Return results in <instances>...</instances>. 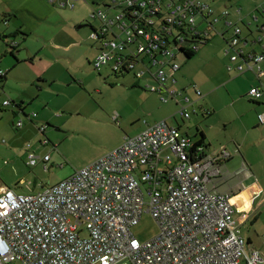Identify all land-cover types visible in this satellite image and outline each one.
<instances>
[{"label":"built area","instance_id":"built-area-1","mask_svg":"<svg viewBox=\"0 0 264 264\" xmlns=\"http://www.w3.org/2000/svg\"><path fill=\"white\" fill-rule=\"evenodd\" d=\"M106 7L117 13L113 18L102 11L93 14L102 23L90 34L99 46L93 68L152 79L144 88L161 102L174 101L182 119L195 113L190 109L203 94L195 85L194 96L177 87L176 55L182 47L196 50L207 43V26L223 21L232 31L225 50L228 72L263 74L264 54L243 50L246 38L228 10L214 15L201 0H116ZM197 16L207 24L201 31ZM256 41L262 43V37ZM5 76L0 69V78ZM248 95L258 101L264 87H252ZM9 105L0 100L1 107ZM257 120L264 124V112ZM143 123L137 135L125 136L118 147L35 194L0 186V264H264L262 254L248 248L240 234L235 216L240 207L231 193L208 186L220 160L231 157L225 148L207 156L202 145L166 120ZM15 126L21 128L22 120ZM38 128L45 135L46 126ZM27 159L33 166L49 156L29 153ZM144 212L159 232L141 243L131 228Z\"/></svg>","mask_w":264,"mask_h":264},{"label":"rangeland","instance_id":"rangeland-1","mask_svg":"<svg viewBox=\"0 0 264 264\" xmlns=\"http://www.w3.org/2000/svg\"><path fill=\"white\" fill-rule=\"evenodd\" d=\"M112 1L116 0H67L71 4L65 7L57 5L60 1L55 2V6L83 19L78 24L81 27L77 28L82 33L81 47H73L68 53L59 50L35 52V60L30 62L23 60L26 53L21 48V36L6 38L19 44L17 53L16 50L13 52L16 58L10 55L11 50L0 39V69L8 76L7 80L0 82V98L10 102L7 107L0 106V186L14 189L16 193L35 194L118 147L123 137L137 135L145 128L143 122L152 125L166 120L173 126L179 123L181 132L189 135L192 141L199 139L196 129L202 130L204 143L208 146L205 151L209 155H217L224 146L239 149L247 165L238 171L237 176L246 169L249 178L245 183L255 181L260 188L254 206L248 212L247 222L240 225V234L245 240L249 237L254 244L264 246V124L257 125V112H261L260 108L264 106L257 109L248 95L251 85L262 87L260 83L264 84V77L259 82L254 81L252 72L238 76L228 72L227 43L202 20L201 30L207 26L209 41L198 45L199 50L191 59L182 54L176 57L180 65L178 86L196 84L205 95L190 109L196 113L191 112L189 119H182L175 114L177 105L174 101L161 102L158 94L144 89L154 83L152 79L138 81L133 73L115 75L109 67L97 71L89 63L98 42L88 39V35L91 27L99 30L102 26L101 20L93 14L102 11L113 18L117 10L106 7ZM250 20L251 30L257 38L258 30ZM199 23L200 19L196 17L197 27ZM240 27L244 33L248 32L245 25ZM259 27L262 26L259 24ZM26 44L31 50L37 49L34 40ZM256 49L259 54L263 52L258 45ZM43 67H47L51 79L55 75L58 77L46 83L35 79L33 70L40 72ZM261 68L264 71V63ZM213 87L219 90L209 94ZM188 90L192 91L187 88L183 94H188ZM192 94L194 96V91ZM19 100H22L25 115H36L32 122L11 104V101L17 104ZM200 105L212 110L213 114L206 116L204 109L202 113L206 114L203 116L198 108ZM21 120L23 126L16 128V123ZM42 125L46 126L45 135L38 131ZM46 139L47 144L42 145ZM29 153L39 158L48 155L49 160L43 163L37 159L35 165L29 166ZM238 161H242L240 156ZM44 165L47 170L43 169ZM158 232L156 221L145 212L131 228V233L141 243Z\"/></svg>","mask_w":264,"mask_h":264},{"label":"crops","instance_id":"crops-1","mask_svg":"<svg viewBox=\"0 0 264 264\" xmlns=\"http://www.w3.org/2000/svg\"><path fill=\"white\" fill-rule=\"evenodd\" d=\"M56 1H60L61 3L62 2L66 3L65 6L71 4L67 2V0H56ZM201 1H203L204 3L210 6L214 15H219L223 11L229 10L228 18L234 22H237L238 25L240 26L241 24L245 25L247 28L248 32L244 33V30L241 27L242 34L244 33L243 37L246 38V44L244 45L243 50L246 52L259 53L257 52L256 49L258 45L261 51H263L262 54H264V48H263L264 0H215V1L201 0ZM54 4L57 3H49L48 0H1L0 23L3 26V30L0 31V39L6 41L5 43L9 44L10 43L9 41H14V40L6 39L7 37L14 38L13 34H16L15 37L21 36V41L23 43L21 48L23 47V51H25L26 53V57L23 56L24 58L23 60H30V62H33L35 60V56L37 52L44 51L51 53L59 50L61 52L68 53V51L73 47H81L80 40L82 33L77 31V26L78 24H81L83 22V19L81 17L76 16L75 13L74 14L68 13L67 10L60 9L59 7H62L60 4H57L59 7L55 6ZM197 17L200 19V23L197 28L199 31H201V22L204 19L201 16H197ZM250 18L256 25V30H258L257 33L258 37L259 36L262 37V43H258L256 41L258 37L255 38L256 35L253 34L251 30L252 24L250 23L251 22ZM259 24L262 27H259ZM216 26L218 27V29L216 28ZM211 31L214 34L220 35L225 41L232 35V31L225 28L223 21H219L217 24L213 25L211 27ZM88 39H91L90 34L88 35ZM30 40L35 41L37 49L31 50V47H29L26 44V42L28 43ZM16 44H17L16 48H18L19 44L18 43ZM248 46H250L249 49ZM33 47L34 46H32V48ZM196 50H197L196 52H198L199 48L197 47ZM98 52H99V46L97 44L95 46L94 52L90 57V61H89L90 64L93 63ZM15 53H17V49ZM262 63H264V61ZM47 70H48L47 67L46 68L43 67V69L40 72H36L33 70L34 78L37 80H41L44 83L50 80L54 81L58 77V75H55L53 79H51L52 77L51 75H48ZM68 70L69 69H67V73H69ZM179 72L180 70L177 72V74ZM177 74H176V78H177ZM7 77L8 76H5L4 78H0V82L7 80ZM263 77L264 74L261 75V78ZM261 78L258 79L255 77L254 81L261 82L260 81ZM31 80L33 81V79ZM260 85L263 86L264 84L262 85V83H260ZM191 86L192 84H185V85L182 84L178 86V81H177V87L181 90H186L187 88H191ZM254 86H258V85H251L250 89ZM210 90L211 91L208 92L209 94L217 92L219 88L213 87ZM188 94L191 96L193 95L191 90H188ZM204 96L205 95H203V97ZM203 97L197 100L196 103L202 100ZM262 97L258 101L251 100V102H254L253 104L258 106L257 109H259L260 106H264V98L262 99ZM11 104L15 106L20 105L22 107V100H19L17 104L11 101ZM204 105L206 106V104ZM198 108L200 110V113H202L204 109L205 111H208L209 114L203 112L206 114V116L207 115L211 116L213 114L212 110H209L208 108H204L201 105ZM260 109L262 111L257 112V115L264 112V107L263 108L261 107ZM28 116L29 115H25V117L27 118ZM29 120L30 122L33 121V119L31 118ZM174 126H177L179 129H181V125L179 123H176ZM183 133L187 135L185 132ZM204 146H206L205 143ZM224 148L230 154L231 157L228 159L220 160V162L218 163V172L217 174L211 175L210 180L208 182V186L209 187L213 186L215 189L221 192L231 193L234 202L240 207L239 213H237L235 216L239 223L245 224L248 219V217L245 216L246 214L248 215V212L250 211L252 206H254L253 203L258 197V191L260 190V188L258 187V184L255 181H252L250 183H245L246 179L249 178V174L247 173L246 169L242 170V172L238 176L235 174V172H238L247 165L241 153L239 152V149L237 150L236 148L228 149L225 146ZM205 154L207 156H212L209 155V153H207L206 151ZM238 156L241 157L242 159L241 162L238 161ZM12 190L14 191V189ZM246 241L248 248L259 251L264 258V246L262 245L258 246L257 244H254L253 240L250 239L249 237L246 238ZM254 246H256L257 248Z\"/></svg>","mask_w":264,"mask_h":264},{"label":"trees","instance_id":"trees-1","mask_svg":"<svg viewBox=\"0 0 264 264\" xmlns=\"http://www.w3.org/2000/svg\"><path fill=\"white\" fill-rule=\"evenodd\" d=\"M240 26V25H239ZM91 31H93V28H91ZM15 35L16 34H13V37H15ZM6 42V41H5ZM205 44V43H204ZM6 46L11 50L10 51V55H12V57H14V58H16L15 57V54L13 53L17 48H16V46L15 47H12V46H10L9 44H7L6 43ZM196 51L197 50H194V49H191L190 47H182V48H180L179 50H178V52H177V55L178 54H182V55H184L187 59H191L195 54H196ZM176 55V56H177ZM264 61V60H263ZM261 64H262V62L259 64V68H260V71L261 72H263V74H264V71L262 70V68H261ZM179 70H180V65H179ZM178 70V71H179ZM263 74H261V75H263ZM255 75V74H254ZM261 75H259V78H261ZM258 78V79H259ZM139 81V80H138ZM193 85V84H192ZM195 85V84H194ZM196 86V85H195ZM197 87V86H196ZM255 87V86H254ZM260 87V86H259ZM263 87V86H262ZM145 89V88H144ZM146 90V89H145ZM147 91V90H146ZM22 113H23V115H25V113H24V109L20 106V105H18V106H16ZM196 112V111H195ZM257 122H258V120H257ZM259 124V123H258ZM259 125H263V124H259ZM196 132H197V134L196 135H199V139L197 140L198 141V143H197V141H195L196 142V144L195 145H202L203 146V149H204V152H205V150L208 148V146H204V140H205V137H204V135H203V133L200 131V130H198V129H196ZM184 134V133H183ZM185 135V134H184ZM187 136V135H186ZM189 137V136H188ZM190 139H191V137H189ZM242 236V235H241ZM243 237V236H242ZM246 241V240H245ZM246 243H247V241H246ZM255 250V249H254Z\"/></svg>","mask_w":264,"mask_h":264},{"label":"water","instance_id":"water-1","mask_svg":"<svg viewBox=\"0 0 264 264\" xmlns=\"http://www.w3.org/2000/svg\"><path fill=\"white\" fill-rule=\"evenodd\" d=\"M81 26H78L77 28H80Z\"/></svg>","mask_w":264,"mask_h":264}]
</instances>
